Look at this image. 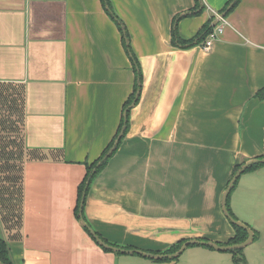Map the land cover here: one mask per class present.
<instances>
[{
    "label": "crops",
    "instance_id": "obj_1",
    "mask_svg": "<svg viewBox=\"0 0 264 264\" xmlns=\"http://www.w3.org/2000/svg\"><path fill=\"white\" fill-rule=\"evenodd\" d=\"M109 1L142 81L128 129L86 193L85 219L108 242L148 252L224 243L234 228L222 193L235 165L264 153V100L254 96L264 87V0H239L208 50L173 46L172 19L189 40L227 0H201L194 15V0ZM135 83L101 0H0V184L20 181V194L0 198V237L14 264H234L202 244L175 258L115 252L80 224L84 162L114 137ZM251 220L257 240L263 222Z\"/></svg>",
    "mask_w": 264,
    "mask_h": 264
},
{
    "label": "trees",
    "instance_id": "obj_2",
    "mask_svg": "<svg viewBox=\"0 0 264 264\" xmlns=\"http://www.w3.org/2000/svg\"><path fill=\"white\" fill-rule=\"evenodd\" d=\"M238 1L239 0H227V2L219 10V12H224L225 15H227L237 5ZM194 2H195L194 8H192L191 10L186 12V15L198 14L204 9V5L201 4V0H194ZM101 3H102V6L104 7L105 11L108 13V15L114 19V21L116 22V25H117L120 33H121L122 44H123L124 49L126 50L128 55L130 56V59L132 61V66H133V70L135 72V77H136V83L134 84L132 93L128 96L126 101L123 103L122 110H123V113L126 112V114L123 115V113H122V116H121L119 125L117 127L116 133L114 134V137L106 145V147L101 152V154L98 156V158H96L95 160H93L90 163L84 162L85 174H84V177L81 180V182L79 183L78 188H77V202H76L74 210H75V214H76L77 218H79L78 213H79V210H81V217L83 218V220L87 224H88V222L85 219L84 212H83L86 193H87L91 183L93 182V180L96 178L98 173L105 167L107 161L114 154L119 143L121 142L122 138L124 137V135L128 129V126H129V110L132 107L131 104L132 103L135 104L138 101V96H139V92L141 89V81H142V75H141L138 60H137V58H136V56H135V54H134V52H133V50L129 44V35L127 32V29L125 28L123 22L119 19V17L112 10L110 1L109 0H101ZM210 18L211 19L207 23H205L196 32V34L191 39L183 40L182 38L179 37L178 31H177V22L180 19V16L179 15L174 16L172 19V26H171V30H170V39H171L170 43L173 46H177V47H181V48H188V47H192L195 45H201L204 42V40L207 38L208 34L212 31L213 25L211 26L210 23H211L213 16H211ZM254 96L264 100V87L257 90L256 93L254 94ZM262 157H264V153L262 155L258 156V158H262ZM243 162H244V160L241 161L239 164L234 166L232 174H234L237 171V169L243 164ZM262 164L263 163L251 164L244 172L254 170ZM238 178H239V176H238ZM238 178L236 179V182H237ZM236 182H235L233 188L235 187ZM229 195H230V193H229ZM229 195L227 198L226 206H227V209H228V212L230 213V215L234 219H237L229 208ZM230 224L234 228V234L226 242L221 243V245H223V244H225V245L236 244V243L242 242L243 240L246 239V237L248 235L247 231L245 229H243L242 227L237 226V225L232 224V223H230ZM88 226H89V224H88ZM93 231H94V234L98 238L102 239L107 244L117 246L120 248L134 249L130 246H120V245H117L115 243L108 242L106 239L101 237L97 231H95V230H93ZM252 231H253V239L252 240H255L257 234L253 228H252ZM92 238H94V237L92 236ZM94 240H95V238H94ZM182 241L183 240L177 242L176 244L170 246L169 248H167L163 251L152 252V253H160V254L173 253L179 249L181 244L184 242V241L183 242ZM227 251L231 253L232 261L234 262V264L244 263V261L241 258L236 256L237 253H240L239 248L231 249V250H227ZM0 263H2V264H14L13 260L11 258V255H10V249H9L8 241L1 238V237H0Z\"/></svg>",
    "mask_w": 264,
    "mask_h": 264
},
{
    "label": "rangeland",
    "instance_id": "obj_3",
    "mask_svg": "<svg viewBox=\"0 0 264 264\" xmlns=\"http://www.w3.org/2000/svg\"><path fill=\"white\" fill-rule=\"evenodd\" d=\"M211 19V18H210ZM214 19V18H213ZM212 19V20H213ZM211 20V22H212ZM211 24V23H210ZM2 166V165H0ZM264 168V164L261 165ZM258 166L257 168L261 167ZM233 175V174H232ZM13 177V175H12ZM17 180V179H16ZM14 187L18 189L20 194V181L18 183L12 184V190L9 188V185L0 184V198L9 197L11 191L15 193ZM264 176L262 178L256 177L253 173V170L246 171L242 173L235 187L231 190L229 195V208L237 220L241 222L255 220L257 224L259 221H262L261 228H263L261 236L253 241L248 243L246 246L239 248V252L236 256L241 258L244 263L242 264H264V252L262 250L264 246ZM13 198L15 196L13 195ZM1 201V199H0ZM14 202V201H13ZM246 219V220H244ZM230 253V252H229ZM187 256L188 250L185 251L183 256ZM227 254V253H225ZM135 256V255H132ZM179 256V255H178ZM229 257V255H228ZM138 258V257H135ZM219 263L230 264L226 259L218 260ZM206 262L213 263L209 258Z\"/></svg>",
    "mask_w": 264,
    "mask_h": 264
},
{
    "label": "water",
    "instance_id": "obj_4",
    "mask_svg": "<svg viewBox=\"0 0 264 264\" xmlns=\"http://www.w3.org/2000/svg\"><path fill=\"white\" fill-rule=\"evenodd\" d=\"M224 15H225L224 12L220 13L221 17H223ZM216 21H217V18H214L210 25L211 26L215 25ZM133 104L134 103H132L131 105H133ZM125 114H126V112L123 113V115H125ZM254 163H263L264 164V157H262V158L254 157V158H250V159L244 161L243 164L237 169V171L230 178V180H229V182H228V184H227V186H226V188L223 191L222 196H221V209H222V212L224 213L225 217L228 219V221L230 223L242 227L248 233L246 239L243 240L242 242H239V243H236V244H228V245L223 244V245H221V244H218L216 242H212V241H208V240H200V239H196V238L187 239L181 244L179 249L176 250L175 252L170 253V254H160V253H152V252L139 250V249L120 248V247L113 246V245L105 243L102 239L98 238L94 234V231L83 220V218L81 217V210H79V213H78L79 222L95 238L96 242L99 245H101L102 247L106 248V249H110L112 251L120 252V253H129V254L136 253V254H140L143 257L154 258V259H162L164 257L175 258L178 255H180L183 252V250L190 244H202V245H206V246L212 247V248H214L216 250H220V251L242 248V247L246 246L248 243H250L252 241V239H253V231H252V228H251V224L250 223H246V222H241V221H239L237 219H234L230 215V213L228 212L226 203H227L228 195H229L231 189L233 188L238 176H240L251 164H254Z\"/></svg>",
    "mask_w": 264,
    "mask_h": 264
},
{
    "label": "built area",
    "instance_id": "obj_5",
    "mask_svg": "<svg viewBox=\"0 0 264 264\" xmlns=\"http://www.w3.org/2000/svg\"><path fill=\"white\" fill-rule=\"evenodd\" d=\"M212 16L213 18H217V21L213 26L212 31L208 34L207 38L204 40V42L201 45H199L203 50L210 49L212 43L222 33L223 28L226 24V20L224 17L220 16V12L213 11Z\"/></svg>",
    "mask_w": 264,
    "mask_h": 264
}]
</instances>
